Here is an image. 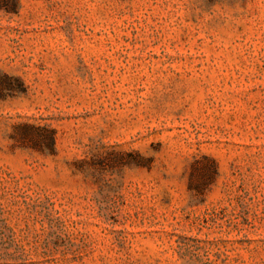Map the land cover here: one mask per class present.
<instances>
[{
  "label": "rangeland",
  "instance_id": "1",
  "mask_svg": "<svg viewBox=\"0 0 264 264\" xmlns=\"http://www.w3.org/2000/svg\"><path fill=\"white\" fill-rule=\"evenodd\" d=\"M0 264H264V0H0Z\"/></svg>",
  "mask_w": 264,
  "mask_h": 264
},
{
  "label": "trees",
  "instance_id": "2",
  "mask_svg": "<svg viewBox=\"0 0 264 264\" xmlns=\"http://www.w3.org/2000/svg\"><path fill=\"white\" fill-rule=\"evenodd\" d=\"M44 140L49 145V147L53 150L54 149V142H55V140H54V134L52 132H45V134H44ZM213 170L216 171L214 164H213Z\"/></svg>",
  "mask_w": 264,
  "mask_h": 264
}]
</instances>
